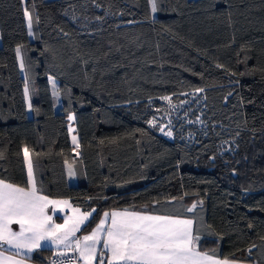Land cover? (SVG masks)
Instances as JSON below:
<instances>
[{
  "label": "trees",
  "instance_id": "trees-1",
  "mask_svg": "<svg viewBox=\"0 0 264 264\" xmlns=\"http://www.w3.org/2000/svg\"><path fill=\"white\" fill-rule=\"evenodd\" d=\"M25 146L42 195L96 209L80 234L147 205L193 219L201 251L264 264V0H0V179L26 186Z\"/></svg>",
  "mask_w": 264,
  "mask_h": 264
},
{
  "label": "snow or ice",
  "instance_id": "snow-or-ice-1",
  "mask_svg": "<svg viewBox=\"0 0 264 264\" xmlns=\"http://www.w3.org/2000/svg\"><path fill=\"white\" fill-rule=\"evenodd\" d=\"M25 2L26 0H21V3ZM149 4L150 12L156 13L158 0H149ZM23 14L27 21L28 35L32 36L33 13L25 7ZM22 47L18 45L15 51L23 71L25 65L21 57ZM216 67L223 68L224 65L217 64ZM49 82L53 88L52 95L58 97L55 79L50 77ZM203 91V88L194 89L195 93ZM231 94L230 92L229 95ZM24 95L25 98L29 95L27 82ZM162 99L170 107H174L171 96H164ZM28 108L32 109L31 103ZM74 119L73 115L68 116L69 121ZM147 123L150 127H158L155 117ZM168 123L171 124V121ZM166 127L167 125H159V130L165 136L172 137L171 128L165 131ZM69 132H75L71 125ZM72 143L74 151L80 148L76 135H72ZM23 155L27 164L26 186L0 179V264H26L28 254L42 248L45 243L54 246L58 256L66 257L70 252L75 254L72 259L61 261L60 264H240L236 260H221L215 254L199 251L198 242L201 237L197 234L199 229H194L193 219L173 214H155L147 211V205L141 210L126 208L105 211L89 234L77 236L91 220L96 209L81 210L67 199H50L42 195L37 188L33 161L27 146L23 148ZM67 168L69 177H75L72 165L67 164ZM159 203L160 201H154L153 208ZM50 206L53 212L69 209L71 214L64 216L63 223H56L48 213ZM196 207L194 202L185 211L192 213ZM164 211L167 213L168 210ZM13 224L19 226V231L13 230ZM249 227L252 225L249 224ZM252 247L256 245L248 249L249 253ZM53 264L57 262L53 261Z\"/></svg>",
  "mask_w": 264,
  "mask_h": 264
},
{
  "label": "crops",
  "instance_id": "crops-1",
  "mask_svg": "<svg viewBox=\"0 0 264 264\" xmlns=\"http://www.w3.org/2000/svg\"><path fill=\"white\" fill-rule=\"evenodd\" d=\"M18 62H19V66H20V61H19V59H18ZM26 104H27V101H26ZM27 110H28V108H27ZM70 115H72V114H70ZM71 124V127L72 128H74L75 129V127H74V125H73V121H68V132H69V125ZM72 135H76L75 134V132H73V133H70L69 132V140H70V143H71V145H72V147H73V149H74V145H73V143H72ZM77 136V135H76ZM77 139H78V136H77ZM73 152H74V154L76 155V156H78L79 154V149L78 150H76V151H74L73 150ZM24 156V155H23ZM24 163H25V172H26V176H27V164H26V162H25V160H24ZM65 171H66V178H67V181L69 182V183H75L76 182V176L75 177H69V175H68V168H67V165H66V168H65ZM50 198V197H49ZM50 199H55V198H50ZM57 200H63V199H57ZM48 213H49V215H52L53 216V219L56 221V223H63V218H64V216L65 215H70L71 214V212H70V210L69 209H65L63 212H61V211H59V210H57V211H55V212H53V210H52V208H51V206L49 207V209H48ZM155 214H157V213H155ZM102 217V216H101ZM181 218H188V217H184V216H181ZM101 219V218H100ZM191 219V218H190ZM99 222V221H98ZM96 227V225L93 227V228H91L90 230H88L87 232H84V233H81L80 234V232L79 233H77V236H82V235H86V234H89L94 228ZM12 228H13V230H15V231H19V226L18 225H16V224H13L12 225ZM200 236V235H199ZM201 237V236H200ZM199 243V242H198ZM7 246H5V248H6ZM40 249H45L47 252H53V251H57V249H55V247L54 246H52L51 244H48V243H45L44 245H43V247L42 248H40ZM40 249H38V250H40ZM198 250L199 251H201L199 248H198ZM12 250H9V252H11ZM37 251V250H36ZM35 252V251H34ZM34 252H32V253H30V254H28V259L26 260V264H38L36 261H34V260H31V256H32V254L34 253ZM201 252H203V251H201ZM6 254H8V253H6ZM218 259H221V260H223V259H225V258H219V257H217ZM228 259V258H227ZM229 260H232V259H229ZM238 262H240V261H238ZM240 264H252V263H247V262H240Z\"/></svg>",
  "mask_w": 264,
  "mask_h": 264
},
{
  "label": "built area",
  "instance_id": "built-area-1",
  "mask_svg": "<svg viewBox=\"0 0 264 264\" xmlns=\"http://www.w3.org/2000/svg\"><path fill=\"white\" fill-rule=\"evenodd\" d=\"M56 252L57 251L51 252V254H50V256H49V258L45 264H53V261H56L57 264H60L61 261H67L69 259H72L75 255V254L70 252L68 254V256H66V257L65 256H58V255H56Z\"/></svg>",
  "mask_w": 264,
  "mask_h": 264
},
{
  "label": "rangeland",
  "instance_id": "rangeland-1",
  "mask_svg": "<svg viewBox=\"0 0 264 264\" xmlns=\"http://www.w3.org/2000/svg\"><path fill=\"white\" fill-rule=\"evenodd\" d=\"M50 78V77H49ZM52 78V77H51ZM54 79V78H53ZM56 81V80H55ZM56 83H57V81H56ZM49 84H50V91H51V94H52V92H53V88H52V85H51V83L49 82ZM55 98L56 97H54L53 95H52V100H53V103H54V100H55ZM26 101H27V108H28V104L30 103V99H29V96L26 98ZM30 111L31 110H29V108H28V112L30 113ZM69 121V120H68ZM74 121V120H73ZM71 125V124H70ZM69 125V126H70Z\"/></svg>",
  "mask_w": 264,
  "mask_h": 264
}]
</instances>
